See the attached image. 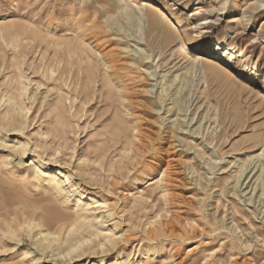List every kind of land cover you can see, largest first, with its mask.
<instances>
[{
    "label": "rangeland",
    "instance_id": "rangeland-1",
    "mask_svg": "<svg viewBox=\"0 0 264 264\" xmlns=\"http://www.w3.org/2000/svg\"><path fill=\"white\" fill-rule=\"evenodd\" d=\"M0 264H264V0H0Z\"/></svg>",
    "mask_w": 264,
    "mask_h": 264
},
{
    "label": "bare ground",
    "instance_id": "bare-ground-1",
    "mask_svg": "<svg viewBox=\"0 0 264 264\" xmlns=\"http://www.w3.org/2000/svg\"><path fill=\"white\" fill-rule=\"evenodd\" d=\"M147 8L149 7L151 10L149 11V14H151V18L152 21L156 24H160V19H163V17L165 16L164 13H162L158 8L154 7L153 5H151L150 3L148 5H146ZM127 14V17L130 20V24L133 23L134 21V14L132 13H129V12H126ZM163 16V17H162ZM149 18V17H148ZM172 35H175L174 33H171ZM201 60H203L205 63H206V70L207 72L211 73L212 75H217V76H220V75H224V76H229V78H232L234 79L236 76L229 72L227 69H225L220 62L216 61V60H211V59H208L206 57H201ZM33 164V163H32ZM31 164V165H32ZM40 174V173H39ZM53 179V178H52ZM50 191V196L52 195L51 192H53L55 194L54 191H56V193H60L62 190H60L59 187H53V189L51 188ZM109 218V217H108ZM92 223V222H91ZM91 225V224H90ZM89 225H87L88 227ZM89 228V227H88ZM46 240H50V238H48V235H46ZM55 241V240H54ZM52 241V242H54ZM117 242V241H116ZM38 243V241H37ZM55 243V242H54Z\"/></svg>",
    "mask_w": 264,
    "mask_h": 264
}]
</instances>
